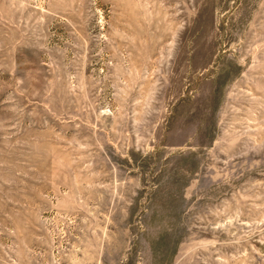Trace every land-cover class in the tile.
Returning <instances> with one entry per match:
<instances>
[{"label": "rangeland", "instance_id": "rangeland-1", "mask_svg": "<svg viewBox=\"0 0 264 264\" xmlns=\"http://www.w3.org/2000/svg\"><path fill=\"white\" fill-rule=\"evenodd\" d=\"M0 264H264V0H0Z\"/></svg>", "mask_w": 264, "mask_h": 264}]
</instances>
